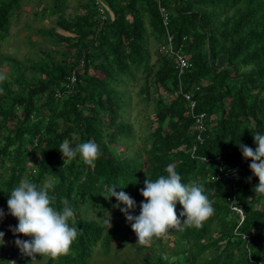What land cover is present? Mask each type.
<instances>
[{
	"label": "trees",
	"instance_id": "trees-1",
	"mask_svg": "<svg viewBox=\"0 0 264 264\" xmlns=\"http://www.w3.org/2000/svg\"><path fill=\"white\" fill-rule=\"evenodd\" d=\"M101 1L104 19L95 0H78L74 17L64 15L66 0L41 5L43 15L56 19L28 39L33 52L21 59L0 55L8 67L0 81V232L8 242L0 243V264H32L15 243L31 237L13 233L18 220L7 204L25 176L38 185L51 182L54 206L62 208L67 198L79 230L68 255L34 264H89L98 244L106 252L116 237L136 235L120 211L126 206L106 199L107 186L130 195L137 205L130 214L138 216L144 181L166 175L169 164L182 183L204 185L215 214L199 228H170L149 245L138 243L140 264H264V193L254 191L259 178L237 146L255 150L253 135H264V0ZM22 2L0 0V41ZM167 33L170 52L160 50ZM138 73L144 78L139 94L152 104L154 118L134 147L127 86ZM200 113L202 131L194 128ZM65 140L73 147L94 141L102 155L94 167L79 154L63 159ZM234 166L235 191L231 179L216 178ZM233 200L243 209L241 222L230 208ZM182 210L177 202L178 217ZM166 237L174 249L163 253L157 246ZM206 250L210 256L198 261Z\"/></svg>",
	"mask_w": 264,
	"mask_h": 264
},
{
	"label": "clouds",
	"instance_id": "clouds-1",
	"mask_svg": "<svg viewBox=\"0 0 264 264\" xmlns=\"http://www.w3.org/2000/svg\"><path fill=\"white\" fill-rule=\"evenodd\" d=\"M6 79L0 75V81ZM3 90L0 89V94ZM254 141L255 150L243 143H237L241 148L243 157L250 159L251 171L259 178V184L254 189L257 193H264V135L256 133ZM59 151L64 157L75 159L77 155L89 166H95V161L102 155L99 146L94 141L80 143L73 147L68 140L63 141ZM204 159H206L204 157ZM239 170V169H238ZM166 175L157 179L147 178L140 194L144 201L140 204V214L134 216L131 210L136 208L135 200L127 193L117 192L115 184L107 186L106 199L115 197L126 207L120 208L126 220L131 224L132 230L138 237L137 243L149 245L153 238H161L168 230L177 229L184 231L186 228H199L203 222L215 214V209L208 196L205 194L204 185L199 181L182 183L181 175L174 165L169 164L165 169ZM53 188L51 182L42 185L31 181L25 176L14 187L7 201L9 213L18 220V225L12 228L14 234H23L31 237L30 240L17 239L15 243L22 252L32 259V264L37 262L36 256L49 257L53 260L60 256L68 255L73 242L79 235L75 225V215L69 200L60 201L62 208H56V197L50 195ZM182 206V211L177 216L176 203ZM119 208V204L115 205ZM4 212L0 209V218ZM183 219V222L181 221ZM111 217L105 220L110 228ZM4 233L0 232V243L3 242ZM14 264V262H11Z\"/></svg>",
	"mask_w": 264,
	"mask_h": 264
},
{
	"label": "rangeland",
	"instance_id": "rangeland-1",
	"mask_svg": "<svg viewBox=\"0 0 264 264\" xmlns=\"http://www.w3.org/2000/svg\"><path fill=\"white\" fill-rule=\"evenodd\" d=\"M78 0H66V8L64 15L66 17H74L78 12L75 7ZM52 0H23L21 13L14 15L11 20L9 27L8 36L0 41V55H8L21 59L27 54H31L33 50L28 44V39L31 38L35 40L38 36L35 34V29L43 26H53L56 15H43L41 13V5H51ZM57 31L73 36L74 33L64 31L60 28H57ZM29 45V46H28ZM49 47V44H44ZM151 48L157 46L155 41H151ZM8 73V67L0 60V75L6 76ZM143 73H138L136 79L129 83L128 88V98L130 100L128 108V120L131 124V129L134 133L133 146L138 147L142 140L148 133V126L150 124V119L154 118V115L151 113L152 104L146 105L145 101L142 99V95L139 94V91L143 84ZM152 92V88L150 89ZM124 148V147H123ZM106 215L102 213V218H105ZM116 237L111 243L110 248L104 252L102 245L98 244L94 248V253L89 259V264H140L142 253H139L136 249L138 237L134 234H130L128 239ZM122 241L124 243L122 244ZM8 246L7 239H4L2 242ZM173 245L172 237H166L163 239V245H158L157 248H161L163 253L171 251ZM209 250V249H208ZM208 250L201 254L199 257L201 261L205 257L210 256ZM210 251V250H209ZM149 253L155 254L154 251L148 250ZM169 258H172V254L169 255ZM37 261L44 262L45 257L36 256Z\"/></svg>",
	"mask_w": 264,
	"mask_h": 264
},
{
	"label": "built area",
	"instance_id": "built-area-1",
	"mask_svg": "<svg viewBox=\"0 0 264 264\" xmlns=\"http://www.w3.org/2000/svg\"><path fill=\"white\" fill-rule=\"evenodd\" d=\"M95 5H96V8H97L98 12L101 15V18L104 19L105 18V7H104L102 1L101 0H95ZM160 50L161 51H165V52L172 51L171 35L170 34L167 33V42L165 44L161 45ZM177 60L179 61V64H180L181 67H184V66L187 65L186 60L181 55H177ZM185 96L190 99V96L188 94H185ZM194 104H195V102L192 101V100L189 102V105H190L191 109L194 107ZM204 117L205 116H204L203 113H200L196 117L195 125H194L195 129H197L199 131H202V130L205 129V124L203 123V119H205ZM219 158L220 157L218 156L217 159H219ZM238 169H239V166H234L231 169H229L227 172H224V175L218 173L216 178L217 179H221L222 177H225V179H231L230 187L232 188L233 191H235V185H236V180H237ZM220 171H222V170H220ZM230 208L232 209L234 214L238 217L239 222H241L243 220V218H244L243 209L240 206L236 205L234 203V200L232 201V204H231ZM242 236L243 237H248V236H245V235H242Z\"/></svg>",
	"mask_w": 264,
	"mask_h": 264
}]
</instances>
